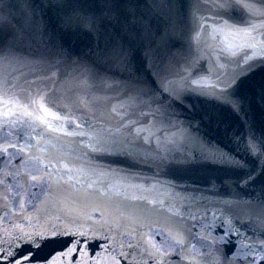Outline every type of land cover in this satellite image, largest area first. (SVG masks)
<instances>
[{
	"label": "water",
	"instance_id": "95a60500",
	"mask_svg": "<svg viewBox=\"0 0 264 264\" xmlns=\"http://www.w3.org/2000/svg\"><path fill=\"white\" fill-rule=\"evenodd\" d=\"M217 2L167 0L173 28L153 0H3L0 252L56 228L84 241L56 264H264V160L245 150L250 131L264 140V0H234L245 7L224 16ZM106 4L113 17L96 31L63 26L73 10L103 17ZM131 81L154 98L147 113L177 124L143 131L135 161L101 154V129L122 123L124 139L144 127L124 101ZM233 82L239 111L218 102ZM157 136L163 164L145 151Z\"/></svg>",
	"mask_w": 264,
	"mask_h": 264
},
{
	"label": "snow or ice",
	"instance_id": "6c2138e0",
	"mask_svg": "<svg viewBox=\"0 0 264 264\" xmlns=\"http://www.w3.org/2000/svg\"><path fill=\"white\" fill-rule=\"evenodd\" d=\"M3 6V0H0V8ZM239 6L244 8V5H238L234 0H218L214 3L212 7L216 10L214 14L224 16L225 13L230 12L234 7ZM152 7L157 13L166 15L169 17V23L171 27H178L179 22H173L170 15V5L167 0H153ZM107 11L104 13L103 17H98L95 15H88L86 13L73 10L72 12L66 14L63 22V26L66 29H77L86 31H96L99 25L102 23L103 19L112 18L113 12L111 5L106 4ZM9 17L0 11V25H8ZM14 38H19V34H14ZM52 56H59L58 52L51 53ZM234 55V53H233ZM48 57H41L40 61L45 62ZM8 83L7 81L5 82ZM104 83L111 87L109 80H105ZM236 82L231 83L227 87H223L218 94V102L233 111H239L242 106V99L235 95H232V89L235 87ZM124 101L133 109H138L142 114H144L145 119L143 121V128H135L134 131L130 128V138L125 137L121 139L118 133L126 125L117 124L113 126V130L105 133L101 129V143L103 148L101 154L105 155H119L126 159L135 161L137 159V150L143 148L141 143V133L145 130L150 132V135H156V133L151 132V129L157 128V125H168L169 129L176 128L177 124L173 123V120L165 114L164 118L157 121L155 113H147L145 107L148 104L155 103L154 98L151 93L145 91L142 87L138 86L137 82L131 81L125 85V90L123 92ZM36 102L47 104L48 96L46 92L38 91L36 95ZM152 116L153 123L148 119V116ZM158 131H165L164 128H158ZM164 143V138L157 136V147L154 149H145V151H153L159 157L160 164L165 162L166 156L161 154L162 144ZM245 150L249 155L253 157L260 158L264 160V140H257L252 131L248 133L247 140L245 142ZM202 163H221L227 164L231 162V158L227 157L223 160H217L216 158L194 157ZM240 167L239 164L236 165ZM241 179L245 184L249 183L253 177L251 175L243 176ZM262 216H264V210H262ZM223 223V222H222ZM63 231L56 228H51L43 231L35 232L25 237L29 248L27 251L21 252L19 254H14L8 256L6 253L0 252V264H56L57 257H67L71 255L73 260H76L75 251L78 249L69 248L68 244H78L84 241H70L64 242L59 237L63 234ZM72 234V233H70ZM74 235V234H73ZM83 235V233H81ZM253 251H256L253 249ZM259 251V260H264V248ZM248 264H258L256 256H253L251 260H248Z\"/></svg>",
	"mask_w": 264,
	"mask_h": 264
}]
</instances>
